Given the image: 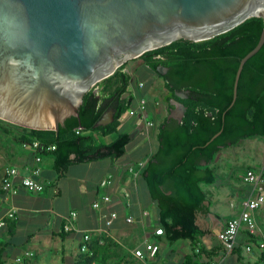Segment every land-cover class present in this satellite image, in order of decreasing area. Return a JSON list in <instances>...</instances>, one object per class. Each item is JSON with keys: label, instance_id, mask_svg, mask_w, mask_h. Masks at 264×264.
<instances>
[{"label": "trees", "instance_id": "trees-1", "mask_svg": "<svg viewBox=\"0 0 264 264\" xmlns=\"http://www.w3.org/2000/svg\"><path fill=\"white\" fill-rule=\"evenodd\" d=\"M263 29L264 17L254 16L213 38L198 42L177 40L138 57L142 64L163 78L168 107L171 108L175 100L186 108L182 120L165 117L160 123L157 147L141 176L150 199L156 203L157 223L163 227L165 238L169 242L189 240L194 249H199L197 255L204 256L206 262L215 260L221 249H205L203 237L207 230L198 223L199 216L212 213L213 202L203 184H214L218 180L213 162L223 148L237 145L246 138L264 137V45L245 63L237 98L231 106L239 62L258 43ZM127 64L98 82L99 91L95 86L87 91L79 115L67 118L58 131L25 128L2 119L0 129L4 124L17 126L25 132L22 141L39 139L45 146L55 145L52 151L40 152L53 157L56 181L63 178L73 164L121 158L127 152L132 135L120 128V118L128 108L135 107L137 99L131 85L134 81L137 86L139 83L136 75L125 70ZM161 67L167 71L163 73ZM181 93L184 96L179 95ZM138 96L143 97L141 93ZM108 110L115 111L114 121L95 127ZM78 128H82L80 133L76 132ZM220 130L222 132L212 139ZM95 133L114 137L109 143L99 142ZM6 224L9 237L0 239V264L7 262L9 238L16 230L11 218H6ZM68 234L62 226L59 236L64 239ZM248 234L252 246L259 249L260 237L249 231ZM90 250L91 253L80 251L72 264H110L112 258L125 256L109 236L92 241ZM259 251L254 264L264 261V249ZM231 252L237 253L242 263L240 249ZM64 255L63 251V261ZM185 264L198 263L193 256H188Z\"/></svg>", "mask_w": 264, "mask_h": 264}, {"label": "water", "instance_id": "water-1", "mask_svg": "<svg viewBox=\"0 0 264 264\" xmlns=\"http://www.w3.org/2000/svg\"><path fill=\"white\" fill-rule=\"evenodd\" d=\"M254 16L264 17V0H0V119L58 131L79 115L85 93L127 61ZM263 45L264 29L239 62L231 106L245 63ZM175 103L182 120L186 108ZM114 119L111 110L95 127Z\"/></svg>", "mask_w": 264, "mask_h": 264}, {"label": "crops", "instance_id": "crops-1", "mask_svg": "<svg viewBox=\"0 0 264 264\" xmlns=\"http://www.w3.org/2000/svg\"><path fill=\"white\" fill-rule=\"evenodd\" d=\"M139 67L150 70L142 63ZM127 71L132 74L129 67ZM137 81L143 80L139 79ZM133 85V90L135 89L137 94H139L141 88L138 90L137 82L134 81ZM147 107L153 111L157 110L156 105H150V103ZM127 124L131 129L130 132L127 131L132 135L131 141L141 136L134 148H128L127 145V152L121 158L115 160L107 157L88 163L73 164L68 173L56 181V172L53 170V157L41 153L42 160L38 163L42 169L41 178L50 182V186L41 193H32L21 189L16 195L8 194L2 188L6 171L13 166L18 167L22 171L25 167L33 166L36 164V153L33 149L24 146V143L28 141H22L25 134L22 128L4 124L5 127L0 129L2 134H4L0 135V221L7 216L10 210H14V217L11 220H14L16 228L15 234L9 238L11 244L7 249L6 255L8 258L6 264H15L14 260L18 253L32 251L34 253L33 256H35L39 249V244L34 242L36 237L39 236L38 234L44 231L46 233L45 236H47V242H52L53 239L59 236L62 226L64 227L67 222L66 217L71 211L78 213V229L66 231L69 232L67 237L63 239L60 236V238L63 242L67 240L71 243L68 244V247L73 246L72 243H76L77 247L74 251L69 249L70 252L65 246L61 249V252L64 251L65 253L64 259L66 263L70 261V264H72L76 257H78L81 251L80 246L83 233L88 229L93 230V241L100 240L105 236L112 237L118 243L121 255L125 254V256L123 255L120 258H112L110 264H138L139 262L143 264H185L188 256H193L198 264L206 263V258L197 255L199 249H194L189 240L169 242L164 235H156L154 233V230L159 226L157 223L156 203L150 199L146 182L141 176L142 172L135 175L129 168L140 161L148 160L156 148L151 147L149 150L139 149L141 145L151 144L152 137L150 135L151 131L150 133H143L145 124L144 122L138 123V117H129L123 123L121 122L120 128L123 129ZM106 137L103 138L106 139ZM110 141L111 139H108L105 143H109ZM48 159H52V161L49 162ZM110 159V162L106 161ZM109 177L111 184L103 186L101 182ZM234 188L238 192L237 186H234ZM53 189H56V192ZM249 191L250 185H248L246 192L239 190L238 197L242 193L245 195L238 199L240 202L237 212L228 217L227 220L219 212L215 213L213 209L212 213L201 215L198 218V223L204 230H207V234L203 237L204 244L200 243V246L203 244L207 251L220 247L221 249L217 251L215 260H219L221 264H254L258 261L260 251L256 245L252 246V251H246V246L253 244L250 241L247 229L242 228L240 230L235 247L241 251L242 263L239 262L237 253L228 252L224 249L218 236L220 230L229 220L240 215L243 201ZM105 195H110L112 201L103 205L100 209L94 208V201H102ZM232 206L234 208L237 207L233 202ZM111 211H116L118 217L108 227L105 219ZM52 213L56 216L54 226L52 230H46L43 227L50 224ZM261 214L262 211L257 210L255 217L260 232L262 231L264 234V219ZM127 217H132L134 221L127 222ZM7 237H9L8 225L5 224L4 226H0V239ZM147 237L150 240L156 241L159 244V249L155 257L146 262L134 256L131 250L141 246L143 240ZM181 241L183 242L181 243ZM32 242L34 243L31 244ZM24 244L31 245L29 248L21 249L20 246ZM26 264H33L32 256L27 258Z\"/></svg>", "mask_w": 264, "mask_h": 264}, {"label": "rangeland", "instance_id": "rangeland-1", "mask_svg": "<svg viewBox=\"0 0 264 264\" xmlns=\"http://www.w3.org/2000/svg\"><path fill=\"white\" fill-rule=\"evenodd\" d=\"M127 68L131 69L132 74L138 77V80H143L145 86L141 88L140 93L143 96V99L146 103H150V105H156L157 110L153 111L148 109V117L146 121L153 120L155 125L151 129V144L147 143L145 145H141L139 147L140 150H149L151 147L156 148L157 141V133L159 131V125L164 120V118L168 115L170 116L172 113H176L177 108L175 107V101L172 100V107H168V102L166 101V95L168 94L167 89L164 86V80L159 75L151 72L150 70L143 69L139 67L141 63H143L142 59L137 58L135 60L127 61ZM135 69V70H134ZM135 73V74H134ZM133 85V83H132ZM131 85V88L133 86ZM95 90L99 91V86L94 85ZM135 90V89H134ZM157 102V103H156ZM155 103V104H152ZM147 104V106H148ZM178 107V106H177ZM148 108V107H147ZM139 115V114H138ZM126 123V122H125ZM132 126V125H131ZM133 128V127H132ZM123 131H131L128 124L122 129ZM144 130V129H143ZM145 131H143L144 133ZM0 135L2 132L0 131ZM95 139L99 142H106V140H112L113 135L109 137L103 138L99 136L98 133L94 134ZM141 136V135H140ZM140 136L131 141L128 144V148H134L138 141L140 140ZM19 146V145H18ZM17 146V147H18ZM48 161H52V159H48ZM106 161H111L106 160ZM213 166L217 172L218 180L214 184H203L204 189L207 191L211 201L213 202L212 209L213 211L219 212L221 216L227 220L228 217L234 215L238 210V204L240 202V198L244 197V193L240 194L238 197L239 190H243V192L248 189V183L243 180V176L245 175L247 169L250 167L260 171L264 169V137L262 136H254L250 138L243 139L239 144L233 145L227 148H223L216 156ZM234 186H237L238 192L235 190ZM234 197V198H232ZM233 200V201H231ZM242 200V199H241ZM232 202L237 207L232 206ZM259 210L262 211L261 216L264 219V206ZM55 214H51V222L49 225L44 226L43 228L52 230L54 226ZM42 228V227H41ZM39 236L36 237L35 243L39 244V249L35 256H32L33 264H70V261L66 263V261L62 260V252L61 249L65 246L66 249H74L77 247L76 243H72L73 246L68 247L69 241L63 242L60 236H57L53 239L52 242H47L45 236V232H40ZM32 242L31 244H33ZM183 241H181L182 243ZM30 244V245H31ZM29 244L21 245L20 248H29ZM67 250V251H68ZM69 250V252H70ZM66 251V252H67ZM12 252V251H11ZM10 252V254H12ZM23 253H18L17 256H21ZM72 263V261H71Z\"/></svg>", "mask_w": 264, "mask_h": 264}, {"label": "built area", "instance_id": "built-area-1", "mask_svg": "<svg viewBox=\"0 0 264 264\" xmlns=\"http://www.w3.org/2000/svg\"><path fill=\"white\" fill-rule=\"evenodd\" d=\"M145 83L140 81L138 83L139 88H143ZM132 89L134 96L137 101L135 107H130L127 111L121 116L120 121L123 123L129 117L136 116L138 117V123L144 122V131L146 133H150L151 129L154 127L155 123L153 120L146 121L149 113L147 104L143 97H139L137 92ZM139 114V115H138ZM82 128L76 129L77 133H80ZM25 147L33 149L36 153L35 155V163L31 167H25L22 171L16 166L8 168L6 171L5 177L3 179V190L8 194L16 195L19 193L21 189H25L32 193H41L45 191L48 186H50V182L45 181L41 178L42 169L38 165V163L42 160L41 150L46 149L47 151H52L56 148L55 145L45 146L39 139H34L33 141H28L24 143ZM146 161H140L136 165H131L129 170L135 175L140 174L145 165ZM111 177V176H110ZM110 177L108 179H104L101 184L106 186L111 184ZM243 180L250 185V191L243 201L242 211L238 217H235L227 222V224L220 230L218 236L224 247V249L228 252H231L235 249L237 244V239L239 232L242 228L247 229L250 233L259 236L260 241L258 242L259 249H264V234L262 231L260 232V228L258 222L255 217V213L261 207L264 206V171L263 169L257 171L253 168L247 169L245 175L243 176ZM54 190V189H53ZM56 192V189L54 190ZM112 201V197L110 195H105L102 201H94L93 207L100 209L103 205H106ZM14 210H10L6 217H4L0 221V226H4L6 224V218L14 217ZM146 214V212H144ZM118 217V213L116 211H111L109 215L105 219L106 225L109 227L113 224L114 220ZM77 218L78 213L76 211H71L69 215L66 217L67 222L64 225L65 231H73L77 230ZM127 222H133L134 219L132 217L126 218ZM102 230V228H100ZM97 229V230H100ZM93 230H85L81 239L80 250L82 252H89L90 244L93 241ZM154 233L156 235H164V229L161 226H158ZM159 249V244L156 241L150 240V238H145L141 244V246L136 247L131 250L134 256L143 261H148L149 259H153L157 250ZM246 251H252V245L246 246ZM32 251H26L21 256H17L14 260L15 264H26L27 258L33 256ZM205 264H221L219 260H210ZM260 264H264V261Z\"/></svg>", "mask_w": 264, "mask_h": 264}, {"label": "flooded vegetation", "instance_id": "flooded-vegetation-1", "mask_svg": "<svg viewBox=\"0 0 264 264\" xmlns=\"http://www.w3.org/2000/svg\"><path fill=\"white\" fill-rule=\"evenodd\" d=\"M161 71L164 73V72L167 71V69L161 67ZM175 107L177 108V105H176V104H175ZM170 109H171V108H170ZM108 111H109V110H108ZM108 111H107V112H108ZM107 112H106V113H107ZM106 113H105V115H106ZM179 116H180V110H179V108H177L176 113H172V114H171V117H169L168 115H167L166 117H168V118H175V119H178Z\"/></svg>", "mask_w": 264, "mask_h": 264}]
</instances>
